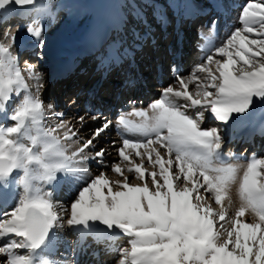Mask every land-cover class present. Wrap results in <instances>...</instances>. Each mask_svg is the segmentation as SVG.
<instances>
[{"label":"snow or ice","instance_id":"6c2138e0","mask_svg":"<svg viewBox=\"0 0 264 264\" xmlns=\"http://www.w3.org/2000/svg\"><path fill=\"white\" fill-rule=\"evenodd\" d=\"M45 11L38 0H0V23L7 15L29 18L26 32L38 59ZM238 23L216 46L213 20L211 35L202 34L211 44L203 62L187 77L177 74L146 109L119 117V161L110 166L107 149L97 145L113 122L105 120L85 139V117L77 128L45 104L44 74L27 61L21 68L16 30L3 31L0 205L11 210L0 213V264H71L53 259L72 243L60 235L65 229L78 248L91 238L116 251V264H264V157L241 162L223 152L229 121L264 105V0H248ZM205 113L226 127H202ZM50 114L56 120L48 123ZM90 161L115 175L91 176ZM56 187L73 194L70 206L53 198ZM234 191L239 204L229 216ZM247 213L251 221L242 219ZM117 236L126 246L114 248Z\"/></svg>","mask_w":264,"mask_h":264},{"label":"bare ground","instance_id":"6f19581e","mask_svg":"<svg viewBox=\"0 0 264 264\" xmlns=\"http://www.w3.org/2000/svg\"><path fill=\"white\" fill-rule=\"evenodd\" d=\"M69 1V3H67ZM111 1V0H109ZM108 0H40L39 3L46 5V11L49 9H56L63 6L65 11L62 12V15H65L66 12H70L75 6H85L91 9V13L82 14L74 16L69 20H64L62 18L45 17L42 19L44 25V38L45 45L47 42L53 38L58 40H65L69 42L76 35V31L79 27L88 28L92 30L94 39H99L102 34L101 26L99 28H94V25H103V22H109L108 18ZM121 5L117 8L124 12L127 26L124 31V37H118L116 39L106 40V49L109 52L110 56H105L110 64H112L113 69L118 71L122 65L125 63V58H127L128 53L132 55V60L134 68L130 71L127 69L122 70L120 76L123 82L128 84H134L132 89H126L123 91V95L128 97L124 103L119 104L115 108V113L111 114V109L114 105L111 104L108 106L106 101L108 99L99 100L94 99L93 102H89L88 105L82 103L83 100L81 97L86 92L84 86V80L82 78L85 75L84 72L86 68L80 71L78 76L74 78V94H79V99L76 102L62 103L61 101L56 100L55 97L51 94V85L47 80V75L44 72L42 66H36L37 70L44 74L45 79V88L41 94V98L45 104H52L55 106V110L64 113V119L71 122V124L76 125L77 128L80 125L77 123V119L80 116H84L86 123L84 129H82V134L85 139L91 134L92 130L102 124L105 120H110L113 122V126L116 123V112L121 114L130 113L134 108L146 109L148 105L158 99L161 95V90L167 87L170 84H175V74L180 76L187 77L195 68L196 65L203 62L204 57L209 54L208 48L211 44H206L205 40L202 38L209 37L210 30L209 27L204 30L202 33H196L194 31L183 30L182 32L175 33L173 30L168 32H163L158 30L153 26L154 19L157 15H163L167 11L169 12L170 3L172 0H120ZM226 6V11L220 15L219 18V28L216 32L213 43L218 46L221 41L228 35L229 31L240 27L238 23V17L242 7L248 2V0H222ZM232 2H235L232 3ZM48 4V5H47ZM238 4L237 8L235 5ZM110 6V5H109ZM53 9V10H54ZM114 8H111L113 10ZM55 11V10H54ZM56 12V11H55ZM55 12H52L54 14ZM16 16V15H15ZM6 23H0V35H2L5 29H8L11 24L18 25L19 28L16 30L17 37V46H20V43L26 41L33 50L39 52V49L36 48L35 41L30 38L26 32V25L29 22L16 21L11 15L5 17ZM106 19V20H105ZM105 20V21H104ZM12 27V26H11ZM21 28V30H19ZM13 29V28H11ZM146 30V32H145ZM148 30V32H147ZM142 36L143 34H145ZM152 35L156 40H158V47L156 48V53L146 44L145 37ZM7 43V41H4ZM140 48V49H139ZM142 48V49H141ZM142 50V51H141ZM156 54V55H154ZM23 58H27L23 60ZM175 58H180L183 63V68L180 72H174L176 68V62H171ZM219 58V57H217ZM34 57L32 56H19L21 68L25 66L24 62L33 64ZM127 60V59H126ZM128 63H126L127 68ZM170 67V71H169ZM172 71L174 73H172ZM160 73L163 77L161 80H158L157 75ZM81 75V77H80ZM113 78V77H112ZM158 82H160L158 84ZM31 83V81H29ZM157 83V84H156ZM64 89H68L69 85H61ZM191 87V86H190ZM72 94V96H74ZM82 101V102H81ZM127 103V104H125ZM108 107V108H107ZM107 108V114L100 115L101 109ZM93 115L99 116L100 119L93 121L91 117ZM130 119L136 120L135 116H131ZM56 120L55 116L50 114V123ZM112 128L109 130L108 134L103 137V140L97 147H105L107 152L105 154V163L106 165H111L112 163L118 162L119 157L116 149L120 147V140L117 139L112 133ZM202 127H213V124L203 123ZM113 142L115 144L113 145ZM255 154L257 157H264V142L256 143L254 147L248 151H242L239 157L245 156V161L248 157ZM241 161V162H245ZM89 168L91 176H95L99 173V170L108 172L109 175L114 176L110 171V167H105L103 169H98L97 164L94 161L89 162ZM131 179V176H130ZM73 194L68 190L67 187H64V192L58 194L56 201L61 205L70 206L72 201ZM239 201L238 197L233 192V203L228 207V215H234L238 207ZM215 206V205H214ZM225 206H228V201H225ZM219 210V206H215ZM245 221H251L253 216L251 213H247L243 218ZM60 235L65 241L72 242L75 238L74 235L70 233V230H63ZM93 242L88 241L86 246L83 248L80 258L75 261L74 254H67L62 259H67L71 261V264H116L118 259V253L116 251H106L105 245L99 244L97 246L93 245ZM117 245V244H116ZM125 246L120 245V247L115 246V249H119ZM65 247V246H63ZM69 247H71L69 245ZM93 248V250H92ZM90 252H98L99 254V263L97 257L89 255Z\"/></svg>","mask_w":264,"mask_h":264},{"label":"rangeland","instance_id":"374dc122","mask_svg":"<svg viewBox=\"0 0 264 264\" xmlns=\"http://www.w3.org/2000/svg\"><path fill=\"white\" fill-rule=\"evenodd\" d=\"M39 1H40V0H38V2H39ZM108 1H109V0H108ZM67 3H69V1H68ZM109 4H110V1L108 2V5H109ZM47 5H48V4H47ZM64 11H65V10H64ZM62 12H63V11H62ZM62 12H61V13H62ZM11 16H12V15H11ZM107 19H108V18H107ZM105 20H106V19H105ZM105 20H104V21H105ZM103 23H104V22H103ZM100 26L102 27V25H94V28H96V27L99 28ZM169 29H171V27H169ZM30 38H31V37H30ZM170 70H171V69H170V67H169V71H170ZM173 73H174V72H173ZM126 87H128L129 89H132V88L134 87V84H131V83L128 84V83H126L125 88H126ZM127 98H128V97H126V99H127ZM126 99H125V100H126ZM103 101H104V99H103ZM106 103H107V102H106ZM125 104H127V103H125ZM109 105H110V104H109ZM100 115H101V114H100ZM95 254H96V253H90V255H95ZM95 256H96V255H95ZM98 263H99V262H98Z\"/></svg>","mask_w":264,"mask_h":264}]
</instances>
